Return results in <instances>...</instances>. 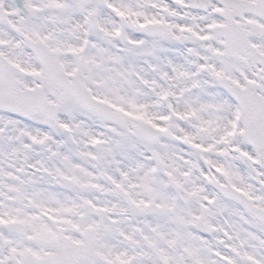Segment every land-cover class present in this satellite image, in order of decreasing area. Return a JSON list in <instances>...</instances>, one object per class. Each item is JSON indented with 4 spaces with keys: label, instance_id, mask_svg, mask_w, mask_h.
Wrapping results in <instances>:
<instances>
[{
    "label": "snow or ice",
    "instance_id": "obj_1",
    "mask_svg": "<svg viewBox=\"0 0 264 264\" xmlns=\"http://www.w3.org/2000/svg\"><path fill=\"white\" fill-rule=\"evenodd\" d=\"M0 264H264V0H0Z\"/></svg>",
    "mask_w": 264,
    "mask_h": 264
}]
</instances>
